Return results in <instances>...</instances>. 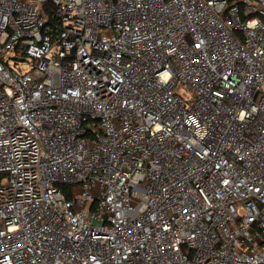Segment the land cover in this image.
I'll use <instances>...</instances> for the list:
<instances>
[{
  "label": "built area",
  "instance_id": "2783aa9c",
  "mask_svg": "<svg viewBox=\"0 0 264 264\" xmlns=\"http://www.w3.org/2000/svg\"><path fill=\"white\" fill-rule=\"evenodd\" d=\"M0 264H264V0H0Z\"/></svg>",
  "mask_w": 264,
  "mask_h": 264
},
{
  "label": "rangeland",
  "instance_id": "374dc122",
  "mask_svg": "<svg viewBox=\"0 0 264 264\" xmlns=\"http://www.w3.org/2000/svg\"><path fill=\"white\" fill-rule=\"evenodd\" d=\"M180 93L185 99H190L191 98V92L188 89H186V88L181 89Z\"/></svg>",
  "mask_w": 264,
  "mask_h": 264
}]
</instances>
